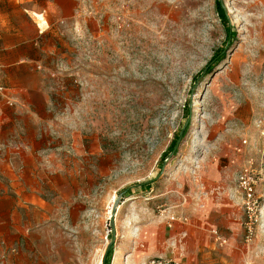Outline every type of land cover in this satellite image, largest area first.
<instances>
[{"label":"rangeland","instance_id":"374dc122","mask_svg":"<svg viewBox=\"0 0 264 264\" xmlns=\"http://www.w3.org/2000/svg\"><path fill=\"white\" fill-rule=\"evenodd\" d=\"M78 2L45 42L55 115L24 181L45 214L23 212L9 264H101L114 207L110 264H264V0H220L231 45L216 0Z\"/></svg>","mask_w":264,"mask_h":264},{"label":"crops","instance_id":"0c3cea01","mask_svg":"<svg viewBox=\"0 0 264 264\" xmlns=\"http://www.w3.org/2000/svg\"><path fill=\"white\" fill-rule=\"evenodd\" d=\"M78 3L0 0V87L4 92L0 94V259L7 264L13 242L22 231L23 212L45 214L46 204L41 198L30 199V186L24 182L38 176L27 165L31 159L37 161L41 127L51 126L55 115V97L47 87L44 63L53 49H46L45 42L55 37L59 23L75 19ZM170 229L175 252L188 244L184 240L188 227L172 222ZM226 259L236 264L233 255Z\"/></svg>","mask_w":264,"mask_h":264},{"label":"trees","instance_id":"16d2710c","mask_svg":"<svg viewBox=\"0 0 264 264\" xmlns=\"http://www.w3.org/2000/svg\"><path fill=\"white\" fill-rule=\"evenodd\" d=\"M215 9H216V12H217V15L219 16L220 18V21L223 22V24L225 25L226 29H227V32H226V41H227V45H231L232 44V41L235 37V33L232 31L229 23H228V20H227V17H226V14H225V11L222 7V4L220 2V0H216L215 2ZM223 52V51H222ZM222 52L218 53L215 57H213V59L206 65V67L203 69V71L197 75L196 77V80L201 77L203 74H207V72L211 69V67L218 61V57L222 54ZM223 56V55H222ZM221 56V58H222ZM185 108V115H186V119L188 118V116L190 115V105L187 104ZM189 126V123L188 121L185 123V125L183 126L180 134L178 137H176L172 143H171V146H170V152H174V149L176 148V145L178 144L181 136H183V134H185L187 128ZM167 158V155H163V158L162 160L166 159ZM154 182V179L152 180H149L148 182L146 183H141V184H136V185H132V186H128L124 189H122V191L120 192L121 194H129L132 190L134 189H141V188H150L151 184ZM111 255H112V251L111 249L106 253L105 255V258H104V262L103 264H110V261H111Z\"/></svg>","mask_w":264,"mask_h":264},{"label":"built area","instance_id":"2783aa9c","mask_svg":"<svg viewBox=\"0 0 264 264\" xmlns=\"http://www.w3.org/2000/svg\"><path fill=\"white\" fill-rule=\"evenodd\" d=\"M1 90V88H0ZM243 189L246 191L247 199L252 197V190L249 187L248 183L246 181L242 182ZM148 264H181V262L174 260V259H167V258H153L149 261Z\"/></svg>","mask_w":264,"mask_h":264},{"label":"water","instance_id":"95a60500","mask_svg":"<svg viewBox=\"0 0 264 264\" xmlns=\"http://www.w3.org/2000/svg\"><path fill=\"white\" fill-rule=\"evenodd\" d=\"M114 217H115V207L112 209L111 211V218H110V223H111V232H112V238H111V243L108 245V247L106 248L105 250V253L102 257V261H101V264H103L104 262V258H105V255L106 253L110 250L111 246H112V243L114 242L115 240V231H114V226H113V223H114Z\"/></svg>","mask_w":264,"mask_h":264},{"label":"bare ground","instance_id":"6f19581e","mask_svg":"<svg viewBox=\"0 0 264 264\" xmlns=\"http://www.w3.org/2000/svg\"><path fill=\"white\" fill-rule=\"evenodd\" d=\"M111 213L109 212V215H110Z\"/></svg>","mask_w":264,"mask_h":264}]
</instances>
